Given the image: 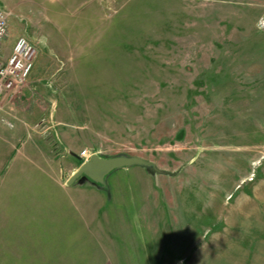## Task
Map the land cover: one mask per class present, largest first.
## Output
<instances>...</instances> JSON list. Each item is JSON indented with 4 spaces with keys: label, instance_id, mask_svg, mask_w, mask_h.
<instances>
[{
    "label": "rangeland",
    "instance_id": "1",
    "mask_svg": "<svg viewBox=\"0 0 264 264\" xmlns=\"http://www.w3.org/2000/svg\"><path fill=\"white\" fill-rule=\"evenodd\" d=\"M0 4L5 54L20 36L37 47L28 86L0 109L2 135L25 125L14 144L35 143L27 152L64 188L85 149L154 163L106 177L146 215L119 262L264 264V0ZM4 218L0 264H56Z\"/></svg>",
    "mask_w": 264,
    "mask_h": 264
},
{
    "label": "crops",
    "instance_id": "2",
    "mask_svg": "<svg viewBox=\"0 0 264 264\" xmlns=\"http://www.w3.org/2000/svg\"><path fill=\"white\" fill-rule=\"evenodd\" d=\"M6 103L3 108L9 101ZM23 126L17 128L11 138L2 135L0 127V194H5L0 202L6 206L0 213L3 218L6 216L9 220L10 217L8 224L14 235H24L25 245L30 247L27 250H31L32 255L38 252L34 247H40L41 253L49 252L54 256L56 264H122L119 260L123 261L128 254L127 240L141 236L145 229L144 205L142 211L131 208L133 198L129 192L112 189L113 176L109 181L111 190L90 183H84L89 188L85 189L78 181L69 185L71 175L65 180L67 187L64 188L60 181L45 172L41 155L34 157L32 152H27L35 143L30 147L23 141L14 144ZM11 145L10 159L3 164L1 158ZM36 146L41 148L42 145ZM33 160L37 164H33ZM32 164L37 169L35 175L29 176L27 172ZM129 168L143 169L141 166ZM4 183H7L6 191H2ZM34 186L37 187L35 192Z\"/></svg>",
    "mask_w": 264,
    "mask_h": 264
},
{
    "label": "built area",
    "instance_id": "3",
    "mask_svg": "<svg viewBox=\"0 0 264 264\" xmlns=\"http://www.w3.org/2000/svg\"><path fill=\"white\" fill-rule=\"evenodd\" d=\"M9 33V13L0 5V108L27 87L37 57L35 43L26 36H20L6 55L3 45ZM91 154L85 149L80 155L87 159Z\"/></svg>",
    "mask_w": 264,
    "mask_h": 264
},
{
    "label": "water",
    "instance_id": "4",
    "mask_svg": "<svg viewBox=\"0 0 264 264\" xmlns=\"http://www.w3.org/2000/svg\"><path fill=\"white\" fill-rule=\"evenodd\" d=\"M141 166L146 169L154 168V163L138 155L119 154L110 157L93 153L89 159L85 160L81 166L72 174L68 184L72 185L80 178L84 177L89 182L99 187H105L106 177L113 171L120 168Z\"/></svg>",
    "mask_w": 264,
    "mask_h": 264
},
{
    "label": "trees",
    "instance_id": "5",
    "mask_svg": "<svg viewBox=\"0 0 264 264\" xmlns=\"http://www.w3.org/2000/svg\"><path fill=\"white\" fill-rule=\"evenodd\" d=\"M80 163H82V161H80Z\"/></svg>",
    "mask_w": 264,
    "mask_h": 264
}]
</instances>
